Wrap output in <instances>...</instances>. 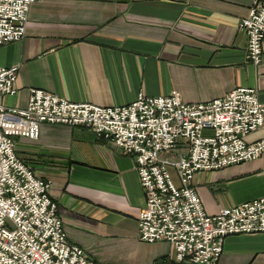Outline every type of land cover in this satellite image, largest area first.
I'll return each instance as SVG.
<instances>
[{"label":"crops","instance_id":"crops-1","mask_svg":"<svg viewBox=\"0 0 264 264\" xmlns=\"http://www.w3.org/2000/svg\"><path fill=\"white\" fill-rule=\"evenodd\" d=\"M252 0H36L24 36L0 45V66H17L5 107L25 106L39 88L72 102L126 105L141 93L177 92L185 103L223 96L235 87L256 90L264 106L261 61L245 60L238 28ZM264 138L263 121L245 135ZM14 151L48 194L67 239L94 264H191L176 261L166 241L137 239L144 196L134 157L88 128L42 123L35 140L14 139ZM191 186L207 214L264 196V150L255 159L195 172ZM217 264H264V232L223 238Z\"/></svg>","mask_w":264,"mask_h":264},{"label":"built area","instance_id":"built-area-1","mask_svg":"<svg viewBox=\"0 0 264 264\" xmlns=\"http://www.w3.org/2000/svg\"><path fill=\"white\" fill-rule=\"evenodd\" d=\"M35 1L0 0V45L24 36ZM238 28L246 35L245 60L259 64L264 0H252ZM16 71V65L0 66V96L16 92ZM263 113L251 87L193 103L181 101L177 92L139 93L126 105L111 106L72 102L31 88L22 108L0 103V264H94L67 239L48 194L50 180L35 177L15 154V137L35 140L42 123L86 127L132 155L144 196L137 239L170 243L176 261L217 264L226 235L264 232V196L207 214L190 182L195 172L258 157L264 138L246 142L244 137L261 126Z\"/></svg>","mask_w":264,"mask_h":264},{"label":"rangeland","instance_id":"rangeland-1","mask_svg":"<svg viewBox=\"0 0 264 264\" xmlns=\"http://www.w3.org/2000/svg\"><path fill=\"white\" fill-rule=\"evenodd\" d=\"M203 134H204V131H203ZM174 179V178H173ZM175 180V179H174Z\"/></svg>","mask_w":264,"mask_h":264}]
</instances>
